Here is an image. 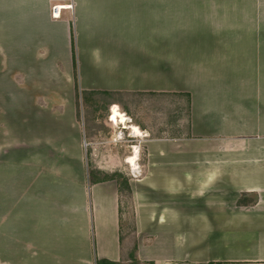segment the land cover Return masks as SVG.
Returning <instances> with one entry per match:
<instances>
[{
	"label": "crops",
	"instance_id": "1",
	"mask_svg": "<svg viewBox=\"0 0 264 264\" xmlns=\"http://www.w3.org/2000/svg\"><path fill=\"white\" fill-rule=\"evenodd\" d=\"M73 33L82 90L191 95L189 135L140 142L132 232L76 124L60 155L26 137L31 68L74 82ZM97 261L264 264V0H0V264Z\"/></svg>",
	"mask_w": 264,
	"mask_h": 264
},
{
	"label": "rangeland",
	"instance_id": "2",
	"mask_svg": "<svg viewBox=\"0 0 264 264\" xmlns=\"http://www.w3.org/2000/svg\"><path fill=\"white\" fill-rule=\"evenodd\" d=\"M31 69L33 74L27 83V90L31 95L28 103L31 110L26 115L29 129L26 137L32 139L33 145H47V148L42 146L41 149L33 146V154L42 152L60 155L62 144L73 138L69 131L76 124L80 130L78 140L88 172L96 175L98 172L97 176L103 179L112 172L120 171L131 180L133 167L126 164V159L135 156L138 151V172L140 171L146 153L144 145H140L143 139L184 137L189 134L187 101L184 97L152 95L149 92L107 98L95 94L81 95L78 116L76 86L75 82L68 81L67 68H43L42 70L47 71H43L42 75L34 73L39 68ZM113 106H117L123 114L126 113L129 123L139 126L144 133L146 131L148 137H137L130 129L127 130L123 124L118 123L112 116ZM23 117L17 116V123L22 124L20 118ZM23 136V132L17 130V138ZM137 145L138 149L135 147ZM122 202L125 222L128 221L130 225L127 231L132 232V199L126 192L123 193Z\"/></svg>",
	"mask_w": 264,
	"mask_h": 264
},
{
	"label": "trees",
	"instance_id": "3",
	"mask_svg": "<svg viewBox=\"0 0 264 264\" xmlns=\"http://www.w3.org/2000/svg\"><path fill=\"white\" fill-rule=\"evenodd\" d=\"M73 54H74V65H73V72H74V82L76 86V105H77V114L80 116V96L82 97L85 95L89 94H95V95H103L104 98L107 97H114L115 95H126V94H134V93H129V92H119V91H85L80 88V83H79V75H78V65H77V59H76V47H75V40H74V33H73ZM152 95H173L177 97H184L187 101V114L189 117V124H188V132L190 131V116H191V95L189 93H183V92H175V93H155L151 92ZM137 94H144V93H137ZM189 135V134H188ZM98 175V172H97ZM96 173H92L89 171V178L91 183H94L96 181H99ZM101 180H114L117 182L119 191L123 195L124 192L128 194L130 198H132V189L130 185V179L124 175L120 171L112 172L111 174L105 176ZM102 263L101 261H97V264ZM104 264H121L119 262H112V261H105Z\"/></svg>",
	"mask_w": 264,
	"mask_h": 264
},
{
	"label": "bare ground",
	"instance_id": "4",
	"mask_svg": "<svg viewBox=\"0 0 264 264\" xmlns=\"http://www.w3.org/2000/svg\"><path fill=\"white\" fill-rule=\"evenodd\" d=\"M112 116L118 121V123L123 124L124 128H126L127 130L130 129L132 131V133L134 135H136L137 137H141L142 138L143 136H145L144 132L139 128V126L129 123V118H128L129 116L127 117L126 113L123 114L121 112V110L117 106H113V108H112ZM136 160H138V151H137L135 156L132 155V156L127 157L126 162L130 165V167H133L134 169L138 170V167H137L138 165L136 163Z\"/></svg>",
	"mask_w": 264,
	"mask_h": 264
},
{
	"label": "built area",
	"instance_id": "5",
	"mask_svg": "<svg viewBox=\"0 0 264 264\" xmlns=\"http://www.w3.org/2000/svg\"><path fill=\"white\" fill-rule=\"evenodd\" d=\"M61 6H54L53 7V16L59 17L61 12Z\"/></svg>",
	"mask_w": 264,
	"mask_h": 264
}]
</instances>
